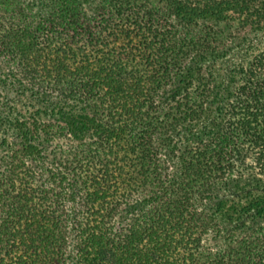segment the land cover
I'll use <instances>...</instances> for the list:
<instances>
[{"label": "trees", "instance_id": "obj_1", "mask_svg": "<svg viewBox=\"0 0 264 264\" xmlns=\"http://www.w3.org/2000/svg\"><path fill=\"white\" fill-rule=\"evenodd\" d=\"M49 3L0 15V264H264V190L226 186L264 164V55L231 103L199 68L264 0Z\"/></svg>", "mask_w": 264, "mask_h": 264}, {"label": "rangeland", "instance_id": "obj_2", "mask_svg": "<svg viewBox=\"0 0 264 264\" xmlns=\"http://www.w3.org/2000/svg\"><path fill=\"white\" fill-rule=\"evenodd\" d=\"M49 1L50 0H13V5L16 6V10L14 9V7L8 8L7 4H3L0 5V15L5 19V21L9 20V16L12 17V15H14V18H16V26H18L21 25L23 21H26V19H29L30 21L32 19V16L30 15H32L33 13L43 15L47 11L52 9L50 7ZM227 13L230 15L232 14L231 11H228ZM233 16L236 17L240 15L235 14ZM238 19L239 18H233V21L235 20L234 22L229 21L230 23H232L230 24L232 26L231 31L237 28V32L232 33L233 37H235L236 39L233 38L232 40H229L230 38H227L223 47L206 51L203 54V59H199V62L203 61L199 68L201 69L202 77L206 79V81H219L220 79H222V77L225 76H232L234 78L233 81L229 83L228 90H225V83L228 79H226L222 84L223 86H221V91L219 93L222 94V97L225 99V103H227L228 101H230V103L232 102L230 100L231 95L234 94L236 87L242 85V74L240 72V67H246L248 63L254 62V58L262 54L264 55V19L258 27H253L248 24L246 26H243L237 23ZM220 28L224 29L223 24H220ZM220 32L222 33L223 31ZM1 65L3 66V63ZM259 74L264 79V72L260 71ZM188 93L191 95L192 100H194V94L191 91ZM21 103H24L26 106L27 101L25 97L18 99V106L22 105ZM35 104L39 107L43 106V104L40 102H37ZM25 109V107H22L23 111H25ZM160 114L163 115L162 113ZM260 123L264 125V116L260 118ZM61 141L62 140L60 138H56V140H52V142L49 141L47 143H43V146L41 145L45 150V159L43 160L44 163H53L60 156L62 148L58 147L59 145L57 144V142L61 143ZM261 144V149H258L259 151H261V155L256 153L255 155H253V157H259L263 155L262 159L264 160V141H262ZM243 155L244 154H239L238 157L240 158V160L241 158H243ZM247 155L249 156V158L252 157L251 153H248ZM246 163H249V165L248 167H246L245 173L243 175H246L248 185L242 182L237 184L236 181H229L226 185L227 188L230 191L234 192L241 188L247 189L251 186H255L258 187V189H262L261 191H263L264 164L262 166V169L258 170L256 168L254 169V165H252L251 162H248V160L246 161Z\"/></svg>", "mask_w": 264, "mask_h": 264}]
</instances>
